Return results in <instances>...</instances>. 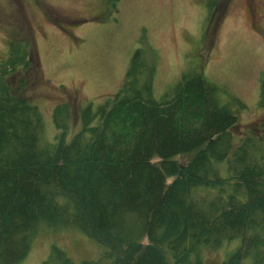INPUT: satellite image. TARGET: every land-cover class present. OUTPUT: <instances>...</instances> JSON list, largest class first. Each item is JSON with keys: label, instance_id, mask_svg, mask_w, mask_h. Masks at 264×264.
Here are the masks:
<instances>
[{"label": "trees", "instance_id": "obj_1", "mask_svg": "<svg viewBox=\"0 0 264 264\" xmlns=\"http://www.w3.org/2000/svg\"><path fill=\"white\" fill-rule=\"evenodd\" d=\"M221 1L204 0L206 22ZM29 50L13 39L0 60V264H21L40 234L91 243L98 255L78 264H205L214 252L218 264H264V123L232 135L241 103L197 66L154 99L157 53L143 41L68 140L70 107H53L41 144V112L18 76L35 71ZM258 91L264 110V69ZM40 264L74 263L53 241Z\"/></svg>", "mask_w": 264, "mask_h": 264}, {"label": "rangeland", "instance_id": "obj_2", "mask_svg": "<svg viewBox=\"0 0 264 264\" xmlns=\"http://www.w3.org/2000/svg\"><path fill=\"white\" fill-rule=\"evenodd\" d=\"M222 1L214 22H206L204 0H0V60L11 40L30 42L35 71L18 76L26 79L21 94L43 118L40 143L52 140L51 111L57 104L70 107L68 140L79 128L78 111L100 104L121 86L130 55L143 41L157 53L154 99L197 66L242 105L230 106L236 118L230 133L236 138L259 135L264 123L258 106L264 0ZM53 241L74 264L98 255L78 235L40 234L21 264H40ZM220 254H207L205 264H218Z\"/></svg>", "mask_w": 264, "mask_h": 264}]
</instances>
